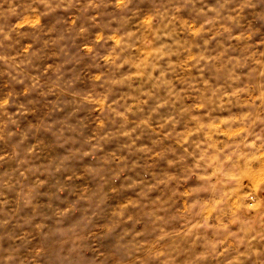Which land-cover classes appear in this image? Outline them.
<instances>
[{
    "label": "rangeland",
    "instance_id": "374dc122",
    "mask_svg": "<svg viewBox=\"0 0 264 264\" xmlns=\"http://www.w3.org/2000/svg\"><path fill=\"white\" fill-rule=\"evenodd\" d=\"M5 98L0 264H264V0H0Z\"/></svg>",
    "mask_w": 264,
    "mask_h": 264
},
{
    "label": "clouds",
    "instance_id": "9594fccd",
    "mask_svg": "<svg viewBox=\"0 0 264 264\" xmlns=\"http://www.w3.org/2000/svg\"><path fill=\"white\" fill-rule=\"evenodd\" d=\"M89 3L91 4V0H89ZM117 4L118 5L122 4V0H117ZM210 10L218 12L217 9H210ZM33 11H35V9H33ZM5 15L6 16L7 15L20 16V12L18 11L16 6H13L11 3H9V7L7 9H5ZM32 19H34V18L29 17L27 15V11L25 10V14L22 18V22H18L16 25H13V27H22L23 23H27ZM209 22H211V18H209L208 21H205V23H209ZM201 27H203V25H201ZM10 31H11V29H9L8 32H5V36H8ZM89 51H92V49L89 48ZM118 55H119V53L109 52L106 55L102 56L101 59H103L106 63L113 62L115 57ZM4 103H8V98H5L3 101H0V104H4ZM217 163L218 164L223 163V165H224L222 170H221V175H220V180H219L220 192L218 194V198L222 197L223 202L226 203L227 201L234 198V196L236 194L237 186L241 184L243 176L239 172L238 169H235L233 167V161L222 160V161H218ZM255 191L258 193L260 191V189H256ZM245 195L248 197V200L251 201L250 204L247 203V201H245L246 206L254 209L255 203H256V196L253 195L251 192L246 193ZM226 251H227V245L225 244V245L219 247L216 255L217 256L224 255V254H226Z\"/></svg>",
    "mask_w": 264,
    "mask_h": 264
}]
</instances>
